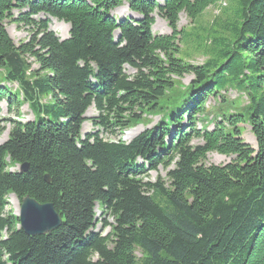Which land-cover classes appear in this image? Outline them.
<instances>
[{
	"label": "trees",
	"instance_id": "16d2710c",
	"mask_svg": "<svg viewBox=\"0 0 264 264\" xmlns=\"http://www.w3.org/2000/svg\"><path fill=\"white\" fill-rule=\"evenodd\" d=\"M223 1L0 0V72L15 85L0 82V103L33 116L10 121L0 144V264H264V0H232L205 38L194 35L204 64L181 57L192 35L177 29L179 16L196 24ZM122 7L133 16L112 15ZM155 15L170 35L152 33ZM5 21L29 39L15 45ZM231 88L244 107L227 103ZM218 99L225 109L209 111ZM90 107L98 130L83 137ZM146 116L159 120L119 138ZM210 153L234 160L206 165ZM159 169L166 178L149 181ZM9 195L51 204L61 226L26 235ZM97 213L113 220L106 235Z\"/></svg>",
	"mask_w": 264,
	"mask_h": 264
},
{
	"label": "rangeland",
	"instance_id": "374dc122",
	"mask_svg": "<svg viewBox=\"0 0 264 264\" xmlns=\"http://www.w3.org/2000/svg\"><path fill=\"white\" fill-rule=\"evenodd\" d=\"M160 1L161 0H157ZM232 0H224L220 4L210 7L206 10V12L202 15L200 20L196 23H190L187 17L184 14H181L179 16V22L177 24V29L179 31H184L186 33H189L191 36L190 40H192L191 47L187 45V49L183 45L181 48L182 52L186 56H181L183 59H185L188 63L194 65V66H201L206 61V53L204 51L205 43H201L202 46L198 48L196 46L197 40L194 38L195 34H199L201 38H205L207 35V32L210 29V25L215 19L221 18L223 14V9L227 8L229 4H231ZM14 14H16L14 12ZM114 17H131V15L126 7H122L120 9H117L115 12L112 13ZM38 18L43 19L42 16H38ZM4 27L6 29L7 34L9 35L10 39L13 41L15 45H19L21 42H26L29 39L30 33L27 28L24 27H18L14 24H10L8 21L4 22ZM50 30H52L59 39L65 40L68 38V27L61 22H57L55 20L51 21ZM152 33L154 35H170L171 31L168 27V24L166 21L159 18L157 15L154 16V24L152 26ZM198 30V31H197ZM200 31V32H199ZM205 31V32H204ZM205 36V37H204ZM196 40V41H195ZM203 40V39H202ZM209 44V43H208ZM198 45V44H197ZM195 47L198 50H195ZM33 68H36L33 66ZM126 73L128 75H133L134 72L128 68H126ZM192 80L191 76H186L181 80V83L183 85H187ZM0 82H2V85L11 88L12 90L15 89V85H7L4 82V74L3 72H0ZM224 96L226 97L227 103L229 105H236L239 108L244 107L247 104L246 97L243 94H240L235 89L231 88L229 89ZM221 100H209L206 104V107L211 110H224L225 107H221L220 105ZM213 108V109H212ZM85 122L82 125V136L84 137L86 134L89 133H95L98 129L94 127L91 123V119L97 117V113L93 107H90L86 113H85ZM33 120V116L31 111L28 109L27 105L21 106L17 113L11 114L8 112L7 105L5 103H0V130H2V133L0 134V144H3L7 140L8 133L11 128L10 121H18L20 123H26ZM148 121V123L146 122ZM159 120V117H153V116H146L140 121L139 123L134 124L128 131L124 132L122 135L119 136V138L125 142L129 143L131 140H133L136 136H138L140 133L145 131L146 129L152 128ZM200 125H198V128ZM242 127V139L243 141L249 145L251 148L256 149V143L254 138L252 137L250 133V129L247 126H241ZM4 129V130H3ZM174 129V127H172ZM212 129V126L209 127V130ZM100 137L104 139H108L106 135L103 133L100 134ZM110 140H117L115 137H111ZM201 144L200 141L194 140L192 142V145L196 146ZM232 160H234V157H224L220 156L216 153H210L207 155L206 165H215V166H224L229 164ZM16 170L15 168L11 169L10 171ZM157 178H166V172L162 169H159L157 173L151 172L149 173V181L155 182ZM7 209L8 211L12 212L13 215H17L16 208L19 211L20 208V202L17 201V199L9 195L7 197ZM96 220H97V226L96 231L102 232L103 228V221H106L109 224L113 223V220L109 217H102L99 213L96 214ZM110 232L109 228H106L102 233L103 235H106Z\"/></svg>",
	"mask_w": 264,
	"mask_h": 264
},
{
	"label": "water",
	"instance_id": "95a60500",
	"mask_svg": "<svg viewBox=\"0 0 264 264\" xmlns=\"http://www.w3.org/2000/svg\"><path fill=\"white\" fill-rule=\"evenodd\" d=\"M26 166H21L24 172ZM48 182V178H45ZM19 220V229L28 236L49 235L61 226L62 219L51 204H38L29 197L20 201V208L16 215Z\"/></svg>",
	"mask_w": 264,
	"mask_h": 264
},
{
	"label": "bare ground",
	"instance_id": "6f19581e",
	"mask_svg": "<svg viewBox=\"0 0 264 264\" xmlns=\"http://www.w3.org/2000/svg\"><path fill=\"white\" fill-rule=\"evenodd\" d=\"M67 26V25H66ZM68 27V26H67ZM16 213H18V209L16 208Z\"/></svg>",
	"mask_w": 264,
	"mask_h": 264
}]
</instances>
